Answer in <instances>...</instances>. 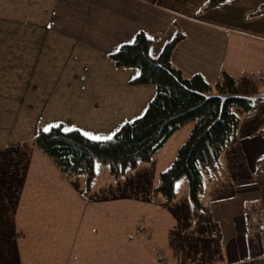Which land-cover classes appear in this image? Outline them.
Returning a JSON list of instances; mask_svg holds the SVG:
<instances>
[{
  "label": "crops",
  "instance_id": "crops-1",
  "mask_svg": "<svg viewBox=\"0 0 264 264\" xmlns=\"http://www.w3.org/2000/svg\"><path fill=\"white\" fill-rule=\"evenodd\" d=\"M203 4L0 0V264H117L110 260L136 258V244L160 264H258L256 257L264 254V168L255 167L264 156V94L250 97L261 98L250 113L233 107L236 138L220 153L216 177L204 182L197 211L180 177L174 199L160 219L154 217L147 238H136V219L110 223L87 209L124 210L125 204L111 202L118 191L136 210V177L124 188L93 192L82 173L65 174L35 142L38 130L64 129L53 116L76 102L57 84L86 77L74 64L94 53L118 68L109 54L138 30L151 40L154 57L181 33L170 53L172 65L185 76L200 74L212 89L222 73L234 85L264 76V0ZM133 78L123 81L127 91L115 94L125 95L119 104L132 111L128 116L143 107L145 84L131 83ZM158 226L164 234H157Z\"/></svg>",
  "mask_w": 264,
  "mask_h": 264
},
{
  "label": "trees",
  "instance_id": "trees-1",
  "mask_svg": "<svg viewBox=\"0 0 264 264\" xmlns=\"http://www.w3.org/2000/svg\"><path fill=\"white\" fill-rule=\"evenodd\" d=\"M221 0H209L208 6ZM182 37L175 35L157 56L149 53L151 40L141 30L132 40L120 44L109 54L117 66H132L138 74L130 80L134 84H154V95L143 113L122 123L110 139H93L77 129L65 131L60 125L47 131L38 130L35 142L67 175L85 174L86 188L94 176L95 162L108 166L117 177L139 160H149L152 154L182 124L193 121L187 138L179 145L168 168L158 175L155 189L163 202L175 197V182L185 176L188 198L194 212L204 182L212 180L219 171L222 150L236 138L238 116L233 107L252 112L261 98L226 95L234 87L231 76L222 73L214 84L216 94H208L212 86L200 74L185 76L170 61V53ZM256 169L264 168V156L256 162Z\"/></svg>",
  "mask_w": 264,
  "mask_h": 264
},
{
  "label": "rangeland",
  "instance_id": "rangeland-1",
  "mask_svg": "<svg viewBox=\"0 0 264 264\" xmlns=\"http://www.w3.org/2000/svg\"><path fill=\"white\" fill-rule=\"evenodd\" d=\"M202 2L205 6L208 4L209 0H187V5L193 4L194 6H199ZM209 12L207 14H210ZM85 62L78 61L74 64L76 65L77 73L80 72L78 74L80 75V78L83 75L86 76L82 82L74 84L60 82L57 84V89L63 94L66 93L67 96H71L69 98L73 99V101L76 103L69 107H63L61 110L64 112H61L58 116H53V120L56 123L62 122L64 129H68L69 127L77 128L84 135L87 133L86 136L90 138L99 137L100 139H104L111 136L117 127L123 123V121L131 119L130 117L133 118L140 116L143 113L148 100L154 95L155 88L153 83H146L145 85H142V90L145 88L144 91H141V94L144 93L142 98L143 107L139 112H137V114H131L133 116H128V113L130 114L132 111L128 109L123 111L119 104L124 100L125 95L123 94L119 97L115 94L117 90H123L122 88L124 87V90H128L129 85L123 81H126L128 78H133L136 75H133V73L137 69L132 66H119L115 69L113 65L108 63L109 61L104 58H99V55L94 53L90 55L86 54ZM63 69L64 68H62V70ZM220 77L218 79H220ZM259 77L256 78L255 81L252 80L251 82L247 83V85H244L243 83L235 84L232 91L221 95L223 97L226 95H240L249 97L263 95L264 76ZM216 93L217 91L215 89H211L210 92H208V94ZM144 97L147 98L144 100ZM31 118H33L32 115H30V120ZM193 125V121H188L182 124L166 138L162 145L158 147L152 154L149 160H139L136 162V165L133 168H127L125 170L127 175L124 178L120 177V175L117 177V179L114 177L112 178L109 174L106 164L95 162L94 176L90 181L91 186L93 187L92 189L94 190L93 192H100L104 190V188H109L110 190L114 188H124V183L126 180H131L132 178L136 177V194L132 199L135 203L136 210H132L134 204H130L131 200L129 201L124 200L125 198H120V192L117 194L118 191L113 192V194H115L114 199H116V196H118V199L111 202L125 204L126 207L124 210H119L117 208V213H114L108 207L107 211L98 210V212L95 214L97 210L95 211L91 207L87 209H92L94 216H98L100 214V217L104 220L109 218L110 223H116L117 221L113 220L121 218L126 222V224H130L133 219H136V221H134V223L136 222V238L140 239L149 237V229H152V232H154L155 229L154 226H152L154 217L160 219V213L164 212L163 209L167 208L169 204L163 202L161 194L155 189L158 175L161 171L169 167L173 158L175 157L177 148L187 138ZM37 129L38 125L37 128L35 127L33 134ZM27 130L29 131L30 129ZM84 175L85 174L79 176L80 178H85L86 176ZM182 177L185 178V176ZM81 192L84 193L85 196L88 194V191L85 190ZM180 201L181 200L179 199L176 202ZM108 203H110V201ZM97 207L99 208L100 206H96V209ZM149 223L151 224L150 228ZM113 229L115 228L110 230ZM164 231L165 227L158 226L157 234H164ZM138 246L140 247L141 244H136V258L127 259L125 256V258H113L110 261L117 262V264H160L158 260L146 258L143 253L144 251L141 250V247V251H139ZM158 254L162 255V253ZM163 264H166V262H163Z\"/></svg>",
  "mask_w": 264,
  "mask_h": 264
},
{
  "label": "built area",
  "instance_id": "built-area-1",
  "mask_svg": "<svg viewBox=\"0 0 264 264\" xmlns=\"http://www.w3.org/2000/svg\"><path fill=\"white\" fill-rule=\"evenodd\" d=\"M256 260L258 264H264V254L257 256Z\"/></svg>",
  "mask_w": 264,
  "mask_h": 264
},
{
  "label": "snow or ice",
  "instance_id": "snow-or-ice-1",
  "mask_svg": "<svg viewBox=\"0 0 264 264\" xmlns=\"http://www.w3.org/2000/svg\"><path fill=\"white\" fill-rule=\"evenodd\" d=\"M69 129H65V131H68ZM45 131H47V129H45ZM85 135H87V133H85ZM93 139H100L99 137H92ZM111 137H106V139H110Z\"/></svg>",
  "mask_w": 264,
  "mask_h": 264
}]
</instances>
